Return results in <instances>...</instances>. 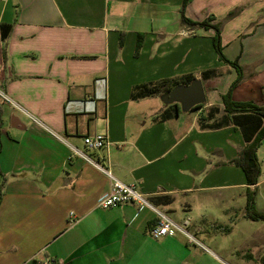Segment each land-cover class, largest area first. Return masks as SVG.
Returning <instances> with one entry per match:
<instances>
[{
	"label": "crops",
	"instance_id": "crops-1",
	"mask_svg": "<svg viewBox=\"0 0 264 264\" xmlns=\"http://www.w3.org/2000/svg\"><path fill=\"white\" fill-rule=\"evenodd\" d=\"M250 1L190 0L185 17L219 25L213 12H253L243 24L246 13L219 26L222 43H245L225 55L243 71L233 100L264 108V20L257 22L264 0ZM183 4L0 0L2 84L26 111L0 105V264H264V219L256 217L264 215L263 168L251 184L237 164L247 141L222 100L239 74L220 59L218 68L193 69L192 36L201 27L182 21ZM250 23L254 32H244ZM6 25L12 30L4 39ZM208 70L216 74L204 81ZM224 73L231 79L219 86ZM192 76L203 81V107L183 111L162 95L133 97L139 86L189 85ZM97 134L109 136L107 148L85 145ZM71 146L135 184L175 221L190 219L207 250L182 236L153 239L149 208H98L111 179ZM260 154L264 138L259 162Z\"/></svg>",
	"mask_w": 264,
	"mask_h": 264
},
{
	"label": "trees",
	"instance_id": "trees-1",
	"mask_svg": "<svg viewBox=\"0 0 264 264\" xmlns=\"http://www.w3.org/2000/svg\"><path fill=\"white\" fill-rule=\"evenodd\" d=\"M190 0H184L183 10H182V21L185 24L190 26H198L201 28H207L213 30L212 43L218 53L219 59L225 63L233 65L238 71V78L231 85L230 89L226 94L222 96L223 103L225 105V111L228 113L229 119L232 123L238 125L246 138L247 145L242 153V158L237 162L239 166H242L243 171L247 177V180L251 184L258 183L259 173H260V162L257 156V148L259 147L261 141L264 138V108L258 107L252 102H235L232 98V92L235 87H237L243 81V71L241 67L236 62H231L228 60L224 54V49L222 46V37H221V27L219 25H212L207 21L195 22L187 17H185V7ZM12 28L9 25L3 27V38L7 39L11 32ZM216 70L204 71L202 74V79L207 81L215 76ZM196 80L194 76L188 77L184 82L190 84ZM180 85L179 82H169L164 81L158 86H149L143 85L139 86L134 93V98H146L150 96H156L163 93L170 92L174 87ZM203 105H198L193 109L203 107ZM178 106V104H175ZM214 111H219L218 108H212ZM219 126H212L213 128H219ZM2 171L0 168V196L2 192V183H1ZM257 218H263L264 215H256Z\"/></svg>",
	"mask_w": 264,
	"mask_h": 264
},
{
	"label": "built area",
	"instance_id": "built-area-1",
	"mask_svg": "<svg viewBox=\"0 0 264 264\" xmlns=\"http://www.w3.org/2000/svg\"><path fill=\"white\" fill-rule=\"evenodd\" d=\"M4 65L0 63V105L8 106L12 109L26 113L24 108L7 92L2 84V74L4 72ZM36 122L38 120L34 119ZM53 136L62 139L55 132L50 131ZM85 145L93 150H101L107 148L110 145V139L107 134H97L93 136H87L84 139ZM72 151L84 158L87 162L95 166L98 170L106 174L111 179V188L109 192L104 194L98 201V208L109 210L121 205L132 204L138 208H149L155 216L156 222L151 227L149 235L156 240L171 237L176 238L182 236L186 238L189 244L196 245L203 250H207L206 246L198 240V238L191 232V221L185 219L182 222L175 221L168 212L154 205L148 196L142 193L135 184H126L117 178H115L110 170L105 168L102 164L92 160L86 154L79 149L72 147ZM41 264H57L53 261H46Z\"/></svg>",
	"mask_w": 264,
	"mask_h": 264
},
{
	"label": "rangeland",
	"instance_id": "rangeland-1",
	"mask_svg": "<svg viewBox=\"0 0 264 264\" xmlns=\"http://www.w3.org/2000/svg\"><path fill=\"white\" fill-rule=\"evenodd\" d=\"M245 4H254V3L252 0V1L247 2ZM197 7H198V5H195L193 7L194 13H195V11H197L195 9ZM244 11H245V8L241 7V6L239 8H234L233 10L229 11L224 18H222L223 16H220L222 14V12H213V13L216 16L218 15L220 17L219 18L220 20L217 23L219 25H221V27H223L225 24H227V22L229 20L236 19L238 16L243 15L244 13H246V14H245V16H243L241 18L240 24H243V21L245 22L247 19L251 18L250 16H252L253 12L247 13ZM199 17H201L202 20H210V21L214 20V18H211L210 14L207 16L206 14H204V12H201V15ZM262 20H264V19H259L257 22L261 23ZM251 24L252 23H250L248 25L249 27L248 26L246 27L244 32H246V31L247 32H250V31L254 32L256 25H251ZM192 38H193L192 40H193V49H194L193 69L201 72L202 70H205L208 67L218 68L219 63L217 61L219 60V56H218V53L216 52V50L213 46L212 38H210L208 36V33H206L205 29H201V28L200 29H194ZM242 39H245V38L242 37ZM224 40L225 41L222 43V46L224 49V54L228 57H234V55H236V53L240 50V46H243L245 44L244 42H242V40L241 41L238 40V41H235L233 43H230L227 37H225ZM247 45H249V44H247ZM233 71H234L233 75L237 76L238 71L236 69H234ZM230 79H231V74L224 73V75L221 77V80L219 82L220 83L219 86L224 85V83H229ZM151 86H158V85L154 84ZM219 88H221V87H219ZM163 94H165L164 91L162 94H160V96ZM259 158H260V164L263 168V172H262V175L260 177V181H263L264 180V155L260 154ZM261 185H262L261 191L264 193V182H261Z\"/></svg>",
	"mask_w": 264,
	"mask_h": 264
},
{
	"label": "water",
	"instance_id": "water-1",
	"mask_svg": "<svg viewBox=\"0 0 264 264\" xmlns=\"http://www.w3.org/2000/svg\"><path fill=\"white\" fill-rule=\"evenodd\" d=\"M165 104H181L183 111H190L207 101L206 90L201 79H196L189 85L180 84L170 92L162 95Z\"/></svg>",
	"mask_w": 264,
	"mask_h": 264
}]
</instances>
